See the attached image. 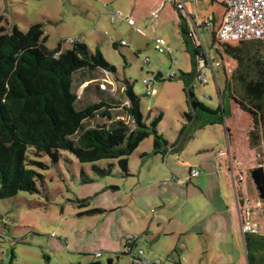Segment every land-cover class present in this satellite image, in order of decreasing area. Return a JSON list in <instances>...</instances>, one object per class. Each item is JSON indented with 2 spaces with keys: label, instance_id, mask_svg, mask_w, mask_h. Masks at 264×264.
<instances>
[{
  "label": "rangeland",
  "instance_id": "rangeland-1",
  "mask_svg": "<svg viewBox=\"0 0 264 264\" xmlns=\"http://www.w3.org/2000/svg\"><path fill=\"white\" fill-rule=\"evenodd\" d=\"M184 1L189 11L199 15L200 23L203 24L207 16V0L198 2V12L196 3ZM128 5L127 0H0V27L6 28L10 34L15 27L27 32L31 26L41 24L44 36L47 37L46 46L52 51L59 46L63 51L71 50L73 41L79 39L92 53L97 50L102 53L104 59L115 67L116 74L99 70L75 75L74 84L79 106L77 109L99 102L101 96L110 97L121 103V108L113 110L114 118L130 122L122 109L128 105L125 100L128 82L133 85L135 94L141 99V112L148 127L152 126L157 117L163 115L157 130L160 135H165L164 138L171 145L175 146L180 142L181 139L178 138L181 131L185 125H189L186 115L190 111L198 114L201 119L205 116L210 120L216 119L219 122L216 127L209 125L205 133H197L193 140L186 139L188 144L185 146L188 145V148L180 154L181 161L187 163L186 165L194 160L196 146L212 137V140L219 142L227 150L230 141L227 128H230L231 142L236 145L232 148L233 157L236 159L235 173L232 175L229 172L228 155L221 159L219 166L222 171L216 167V172L223 173L226 181L222 179L224 186L213 195H218L222 200V205H218L217 210L224 212L220 218L225 225V232L232 225V212L235 233H225L220 241H215L211 236L205 239L203 236L190 235L157 243L166 248L167 245L183 242L194 249L192 255L204 256L205 264H248L244 234L240 229L237 196L243 211L249 210L251 221L257 222L258 234L264 236V201L260 199L251 177L252 170L264 167V129L260 133L258 146L253 148L249 139L253 130L252 119L247 113L238 110L226 90V80L232 77L237 62L225 54L219 57L221 46L214 45L213 36L202 29V39L210 57L214 61L222 59L223 67L217 71L216 78L210 76L208 84L197 83L194 86L191 91L194 95L192 100L190 93L186 91L185 79L190 81L194 70L193 49L186 45L183 27L181 29L177 26L179 21L175 12L170 15L167 8L154 21L156 33L143 28L146 29L144 36L135 31V26L122 19H117L115 24L110 22V16L118 12L117 10L128 14L124 9ZM188 23L192 26L190 20ZM109 37L116 44L126 41L127 46L115 49ZM158 37L167 41L171 54H160L155 50L154 40ZM146 58L150 60L149 65L144 63ZM159 71L164 75L173 72L177 77L151 83L153 94L147 96L148 88L143 81ZM194 101L209 107L212 112L204 111L202 107L194 110ZM219 107L221 110H218ZM223 110H226L225 114ZM224 117L226 124H223ZM108 123L109 120L97 116L86 122L85 127L94 128ZM153 150L154 137L151 136L129 158V168L136 173L132 178L122 175L118 160L82 164L69 152H62L63 159L58 164H51L47 157H43L42 161L50 168L40 171L44 178L37 183L40 193L20 192L12 199L0 200V264H109L108 258L114 256L104 252L102 247L118 244L122 238L119 221L109 210L112 200L115 199L123 200L125 205L130 203L131 211L134 208L139 209L148 222H154L153 230L160 231V227L166 226V222L161 221V204L145 202L151 200L147 196L156 192L159 187L155 184L149 186L155 177V173L150 171L151 165L158 162L153 158ZM144 153L148 154L149 159L141 161L140 155ZM143 162H146L143 166L145 168L141 167ZM175 164V168L182 166L176 162ZM109 169V175L100 173ZM185 170L188 174L189 166L182 169ZM135 189L137 191L133 192ZM85 200L89 204L81 205ZM230 206L231 210L227 212L226 208ZM124 207V212L130 211L128 206ZM95 209H103L105 213H88ZM169 212H172L171 209L166 214ZM212 219L213 217L203 220L199 224L213 229ZM197 226L194 231L202 229V226ZM122 243L125 250V238ZM97 253H101L102 257H97ZM46 255L49 260L45 259ZM119 258L120 264H133L128 255ZM114 259L117 263L116 256Z\"/></svg>",
  "mask_w": 264,
  "mask_h": 264
},
{
  "label": "trees",
  "instance_id": "trees-1",
  "mask_svg": "<svg viewBox=\"0 0 264 264\" xmlns=\"http://www.w3.org/2000/svg\"><path fill=\"white\" fill-rule=\"evenodd\" d=\"M46 42L41 24L27 32L15 27L10 34L0 27V200L20 192L40 193L37 183L44 179L40 171L50 168L43 157L51 164L63 159L62 152H69L82 164L118 160L122 175L128 177L129 158L147 138L154 137L155 153L174 147L157 130L162 114L151 127L145 123L141 99L128 82V105L122 109L130 122L114 118L113 110L121 108V103L110 97L101 96L99 102L77 109L75 75L99 70L116 74V69L99 50L92 53L82 41L67 51L61 46L52 51ZM213 43H218L214 34ZM219 45V57L225 54L237 62L232 77L226 80V90L229 99L251 117L249 139L255 148L264 129V40ZM198 107L212 112L200 103ZM97 116L109 123L86 128L85 123ZM186 117L191 119L190 114ZM100 173L109 175L111 170ZM83 204L87 206L88 200ZM245 244L248 264H264V236L246 234ZM45 259L50 258L46 255Z\"/></svg>",
  "mask_w": 264,
  "mask_h": 264
},
{
  "label": "crops",
  "instance_id": "crops-1",
  "mask_svg": "<svg viewBox=\"0 0 264 264\" xmlns=\"http://www.w3.org/2000/svg\"><path fill=\"white\" fill-rule=\"evenodd\" d=\"M189 1L194 4L196 3L195 7L197 12L199 11L198 2H204V0ZM127 2H129V5L124 9L129 12L128 14L120 10L117 11L121 12L124 16L126 15V18L131 19L134 23L135 31L137 33L143 34L144 36L146 35L144 31L146 29L143 28L151 29L153 33L154 31L156 33V25L154 24V21L156 19H153L152 16L154 12H157V18H159L160 14L167 10V8L168 10H170V15H174L175 12L179 21V25L177 26L181 29L183 27V34L185 35L186 45L193 49L194 67L197 61L196 56L199 47H197L195 35L194 37H192V34L195 33L199 35V37L203 41L201 31L202 29H205L213 36L211 31L206 28V20L210 16H213L214 26L216 27L220 23L224 14L223 0H207V2H205V12H207V16L205 17V21L203 22V24L200 23L198 14H194L193 12L189 11V9L187 8V3H185V1L184 3L187 9L186 11L181 12L176 9L174 3L164 2V0H127ZM105 9L108 10L107 6H105ZM184 12L187 13L183 17L182 15L184 14ZM188 20L191 21L192 26H189ZM184 24L186 25L185 27ZM115 46L117 47V49L126 47H121L118 43L115 44ZM190 81H188V79H185L186 83ZM191 95H193L192 92ZM126 102L128 101L126 100ZM237 108L239 111H241L238 106ZM223 113L225 114L226 110H223ZM189 114L191 115V119L187 118L189 125H185L183 128V130L185 129L184 132L180 133L178 138V140L181 139L180 142L170 149L163 147L160 153H155V150H153V158L158 162L155 161L153 162V165H151L150 171L155 173V177L154 180L150 182L149 186H153L155 184L157 187H159L157 188L156 192L147 196L151 200L145 202L153 203L156 205L161 204L160 209L162 214L161 216L163 218V220L161 221L163 223L166 222V226L160 227V231H155L153 230L154 222L153 224H151V222H148L149 220L144 218L139 209L134 208L133 211H131L130 203L127 202L128 205H125L123 200H112V204L110 205L109 210L111 212V215H116V219L117 221H119L122 230V238L118 244L113 243L112 246L102 247L104 252L113 255L114 257L116 256L118 259V262L116 263L114 257H109V264L121 263V259L119 257L126 254L124 252V249L122 248V242L123 239L128 235L140 236L137 245L139 248L145 251V258L148 261V264H156L157 261H160V264H205L203 261L204 256L198 254L192 255L194 249H192L191 246H187V244L183 242L181 244H173L171 246L167 245L165 246L166 248H164L163 246H159L157 242L166 241V239L176 240L178 236L182 238L184 236L190 237V235L197 237L203 236L205 239L211 236L212 239H215V241H220L222 240L225 233H230L231 235L235 233L236 228L233 220L234 216L232 212H230L231 206L227 207L226 211L231 213L233 222H231V227H228L227 231L225 232V225L220 218L222 213L224 212L217 210L218 205H222V200L218 195H213V193L217 194V192H215L216 190L221 189V186H224V182H222V179L225 177L224 174L221 172H216V167L219 168V171H222L221 166H219V162L222 161L221 159L226 158V156L228 155L230 161L229 172L232 175L235 173L236 165L234 162L236 161V159L235 156L233 157L234 153L232 148H234L236 145L234 143L232 144L231 142V129L227 128V135L230 138V141H228L227 150L223 148L219 142H215V140H212V137L211 140L200 142L196 146V155L193 154L195 155L194 160L186 165L187 163L182 162L180 159L181 151H183L185 148H188V145L185 146V144H188V140L186 141V139H194L195 137L193 136H195L197 133H205L207 126L210 125L211 127H216L218 125L217 123H219L216 119L210 120L207 116H205L204 119H201L200 116H198V114L194 113L193 111H190ZM199 118L201 119V121L199 120ZM225 121L226 119L224 117L223 124L225 123ZM220 124L222 123L220 122ZM147 158L149 159V156L148 154L146 155V153L140 155L141 161H144ZM175 162L181 164L182 166H180V168H175L174 166L177 165L175 164ZM144 165H146V162L141 163L142 168H145L143 167ZM183 166H189L188 174H186V170L182 171V169L184 168ZM192 170H197L199 172L198 177H192ZM129 172L130 176L128 177L132 178L136 176V173H133L130 168ZM137 189H135V191L133 192H136ZM124 206H128V209H130V211L124 212ZM237 207L239 212V196H237ZM223 208L225 207L223 206ZM169 209H171L172 212L166 214V211H168ZM211 217H213V219L211 220L213 229H209V227L203 226V224H199L203 220H208ZM167 225L169 226L167 227ZM196 226H202V229H200V231H194L193 229L196 228ZM145 227L147 229L144 231ZM240 229L242 232V228ZM144 239H146V241ZM156 246L159 247L156 248ZM75 254H81V252H75ZM164 257H166V260Z\"/></svg>",
  "mask_w": 264,
  "mask_h": 264
},
{
  "label": "built area",
  "instance_id": "built-area-1",
  "mask_svg": "<svg viewBox=\"0 0 264 264\" xmlns=\"http://www.w3.org/2000/svg\"><path fill=\"white\" fill-rule=\"evenodd\" d=\"M224 1V14L220 23L214 26V17L210 16L206 20V28L214 34L217 45L219 44H239V43H249L255 41L264 40V0H223ZM164 2L174 3L178 11H186V5L184 0H164ZM153 19L157 18V12L152 14ZM117 19H122L126 21L129 25L134 26L131 19H124V15L121 12H116L111 15V23L114 24ZM197 41V61L192 73L191 81L186 83V91L191 93L194 86L197 83L206 85L209 82V78L212 75L214 78L217 76V71L222 69L223 62L222 59L214 61L209 52L204 45L203 41L197 34H192ZM110 38V37H109ZM77 39L73 41V44ZM110 42L114 45L116 41L110 38ZM120 46H127L126 41H121ZM220 46V45H219ZM155 50L160 54L170 53L171 49L164 38L155 39ZM144 63L146 65L150 64L148 58L145 59ZM177 75L173 72L167 75L162 74L160 71L157 73H152L148 79L143 81V84L148 88L147 95H152L153 90L150 86L151 83L165 79H175ZM192 177H198L199 172L197 170L191 171ZM240 211V221L242 233L244 236L246 234H258V224L251 221V214L249 210L243 211L241 205ZM140 239L138 235H128L125 238V250L124 252L132 258L133 264H148L145 258V251L138 247L137 243ZM97 257H101V253H97ZM156 264H160L157 261Z\"/></svg>",
  "mask_w": 264,
  "mask_h": 264
},
{
  "label": "water",
  "instance_id": "water-1",
  "mask_svg": "<svg viewBox=\"0 0 264 264\" xmlns=\"http://www.w3.org/2000/svg\"><path fill=\"white\" fill-rule=\"evenodd\" d=\"M191 98L193 99L194 96L191 95ZM193 108L197 109L198 103L194 101ZM251 177L253 179V182L259 192L260 199L264 201V167H259L251 171Z\"/></svg>",
  "mask_w": 264,
  "mask_h": 264
}]
</instances>
